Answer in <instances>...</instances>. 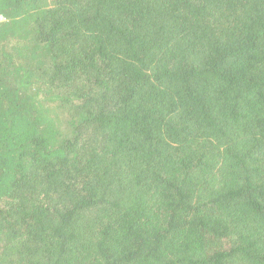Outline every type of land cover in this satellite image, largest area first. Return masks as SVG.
Segmentation results:
<instances>
[{"label": "trees", "instance_id": "obj_1", "mask_svg": "<svg viewBox=\"0 0 264 264\" xmlns=\"http://www.w3.org/2000/svg\"><path fill=\"white\" fill-rule=\"evenodd\" d=\"M0 17V264H264V0Z\"/></svg>", "mask_w": 264, "mask_h": 264}, {"label": "built area", "instance_id": "obj_2", "mask_svg": "<svg viewBox=\"0 0 264 264\" xmlns=\"http://www.w3.org/2000/svg\"><path fill=\"white\" fill-rule=\"evenodd\" d=\"M1 18V17H0Z\"/></svg>", "mask_w": 264, "mask_h": 264}, {"label": "rangeland", "instance_id": "obj_3", "mask_svg": "<svg viewBox=\"0 0 264 264\" xmlns=\"http://www.w3.org/2000/svg\"><path fill=\"white\" fill-rule=\"evenodd\" d=\"M1 20V19H0Z\"/></svg>", "mask_w": 264, "mask_h": 264}]
</instances>
